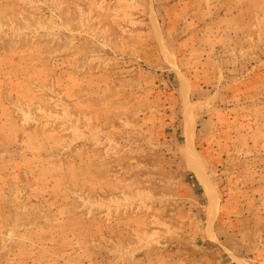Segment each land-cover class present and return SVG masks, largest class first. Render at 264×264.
Returning <instances> with one entry per match:
<instances>
[{
  "label": "rangeland",
  "instance_id": "1",
  "mask_svg": "<svg viewBox=\"0 0 264 264\" xmlns=\"http://www.w3.org/2000/svg\"><path fill=\"white\" fill-rule=\"evenodd\" d=\"M0 264H264V0H0Z\"/></svg>",
  "mask_w": 264,
  "mask_h": 264
},
{
  "label": "bare ground",
  "instance_id": "2",
  "mask_svg": "<svg viewBox=\"0 0 264 264\" xmlns=\"http://www.w3.org/2000/svg\"><path fill=\"white\" fill-rule=\"evenodd\" d=\"M185 136H186V144L189 145V142L190 140H192V136H193V123H192V118L189 112L185 116ZM191 167H192L191 170L197 175V178L202 183L203 180H202L200 169L195 165H191Z\"/></svg>",
  "mask_w": 264,
  "mask_h": 264
}]
</instances>
